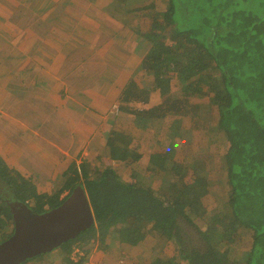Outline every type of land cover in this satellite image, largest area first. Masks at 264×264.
<instances>
[{
  "label": "trees",
  "instance_id": "trees-1",
  "mask_svg": "<svg viewBox=\"0 0 264 264\" xmlns=\"http://www.w3.org/2000/svg\"><path fill=\"white\" fill-rule=\"evenodd\" d=\"M133 6L128 5L137 13L124 20L134 19L138 34L150 42L142 65L161 99L144 107L154 89L132 80L119 100L133 115L169 124L146 168L149 174L163 171V184L152 186L131 169L142 152L133 144L135 135L117 127L107 138L109 159L94 166L87 160L70 163L54 193L40 191L32 176L0 155V243L14 231L8 199L43 213L81 185L96 222L60 246L68 249V264H78L70 257L75 247L85 253L81 263L92 240L106 248L121 222L123 239L156 240L153 250L167 258L159 255L151 264H264V0H151ZM203 100L218 111L213 126H199ZM193 124L200 137L206 135L202 149L218 133L226 138L219 165L227 182L223 196L212 195L214 170L201 172L194 155L177 157L175 139L197 129ZM121 166L129 173L120 172Z\"/></svg>",
  "mask_w": 264,
  "mask_h": 264
},
{
  "label": "crops",
  "instance_id": "crops-1",
  "mask_svg": "<svg viewBox=\"0 0 264 264\" xmlns=\"http://www.w3.org/2000/svg\"><path fill=\"white\" fill-rule=\"evenodd\" d=\"M86 1L90 5L80 11L75 7L80 4L82 9L83 0H76L67 10L54 0H0V119L31 130L46 182L54 177L59 180L72 159L92 161L90 147L98 151L96 145L101 147L102 141V151H108L107 161L111 129L131 131L135 135L133 144L140 141L144 146L146 142H158L169 128L163 119L125 111L119 100L132 80L140 87L149 89L151 85L154 89L144 107H152L161 99L160 90L142 65L150 42L138 34L134 19H130L132 23L124 20L135 11L128 5L151 0ZM85 12L98 25L82 21ZM84 25L93 31L88 37ZM91 35L92 40L88 39ZM130 117L142 124L146 121V125L136 124L137 131L132 126L124 127ZM32 119L36 126L31 124ZM151 121H161L162 125L155 131ZM43 128L47 132H40ZM81 139H88V146H82ZM148 165L149 161L146 168ZM142 174L152 182L146 172ZM143 242L151 250L156 240L146 236ZM104 257L96 256L99 264Z\"/></svg>",
  "mask_w": 264,
  "mask_h": 264
},
{
  "label": "rangeland",
  "instance_id": "rangeland-1",
  "mask_svg": "<svg viewBox=\"0 0 264 264\" xmlns=\"http://www.w3.org/2000/svg\"><path fill=\"white\" fill-rule=\"evenodd\" d=\"M71 1H72L71 3H68L67 0H59V1L54 0L56 4L59 3V6L64 8L65 10L71 9L73 7L72 5H74V3L76 2V0H71ZM83 1L85 5L82 8L83 10L81 9L80 4L76 5L75 7L76 10L84 11V9L88 8V6L90 5L89 2L86 0H83ZM89 1L92 3L95 0H89ZM49 2H51V0H49ZM81 5H82V2H81ZM157 6L162 7V8L164 7L163 4L160 3V1L158 2ZM114 7H117V5L115 4ZM82 19H83L82 21H85V22L88 21L89 24L94 25L93 23H96L98 25V23L95 22L94 19H92L90 16H88L86 12L82 14ZM84 26L86 27V25ZM65 27H67V25ZM87 30L88 31L84 30L86 37H88V35L92 34L93 32L91 29L87 28ZM93 36L94 35H91L90 38L88 39L92 40ZM137 79L140 80V78H137ZM175 83L176 81L174 80L173 85H176ZM200 105H201L200 114L202 116L201 117L202 120H200V122L198 121L199 126L202 127L204 124H207V126L209 125L213 126L216 123L217 117H218L217 109L213 107L207 100L201 101ZM0 116H2V111L0 112ZM35 119L31 120V124L33 125L35 124ZM7 123L9 122L2 121L0 119V155L7 161V163L10 166L22 171L23 173L27 175L32 176L34 182L36 183L40 191H46L49 193L56 192L63 185L61 183H64L66 179V177L64 176V173L61 172L62 174H60L59 180H57L56 177H54V180L51 179L50 182L48 180H47L48 182H46L42 177L43 176L42 170L44 171V169L41 166V164H43V161L41 160V158H39L41 154H38V152L40 153V150L38 151L34 148L35 142H34V137L32 135L31 130L30 129L27 130V128H24V127L23 128H20L18 126L14 127V124L11 121H10L11 126ZM38 124L40 125V123ZM136 124L139 126L141 125L145 126L146 121L142 124L138 121V119L136 120L135 117L133 118L130 117V118H127V123L124 125V127L127 128L128 126H132V128H134L135 131H137ZM150 124L152 126V129H154L155 131L159 127H161L160 126L161 121H160V124L159 122H154V121H151ZM184 125L187 128H190L191 122L189 120H186ZM194 125L195 124H193V127H195ZM199 126H197L196 124L195 128L197 129H194L193 131H190V132H185V136L183 138L175 139V147L178 151L177 157L180 160H182L187 155H194L200 159L199 165L202 169L201 172L207 171V173H209L208 169L214 170L210 173L211 180L213 179L212 184L210 186L212 195L223 196L227 192V182L224 176L222 175V173L219 171V165L221 162V156L226 152V149H227L226 138L223 134L218 133L216 135V142L211 145H207L205 146L204 149H202L200 146V143H203L204 145V142L207 138H206V135H204L203 137H200L202 133L196 132L199 129L198 128ZM41 131H46V130H44L43 128V129H40V132ZM145 131H147V129ZM194 134H195V137H194ZM45 135L49 136V134L47 133H45ZM188 136H190V139L188 138ZM183 139H189V140L187 142H183ZM80 143L84 147L86 145L88 146L87 144L88 139L87 140L81 139ZM103 144H104V141L101 142V147L99 146V144L96 145L97 147H99L98 151L95 150L96 147L94 146L90 147L92 148V151L89 157L92 158L93 160L92 161L87 160V161L92 166L102 164V162L107 158L106 156L108 155V151H102L105 148V145ZM135 146H137L138 149L142 152V158L137 163H134L131 169H133L136 172H141V173L146 172V174H148V177L152 179V182H151L152 186H155V187L161 186L165 178L164 172L156 171V172L149 174L147 173V169H146L147 163L149 161L148 156L158 148L157 142H149V143L146 142L145 145L142 146V143L139 141L137 143L135 142ZM100 156L102 157L101 160L99 158ZM74 160H76V163L80 164L83 159L82 160L72 159L67 163V166L71 163V161H74ZM66 168H63V169L65 170ZM119 171L124 173L126 172V168L121 166L119 168ZM65 194H67V191L63 193V195ZM214 206L215 204H212L210 208H213ZM122 224L123 222L119 223V226L113 229L115 236L113 237V234L111 232V235L109 236L107 243H106L107 245L106 248H101L99 246L98 241L92 240L91 243L87 246L90 248V252L89 254H87L85 259L83 260V263L85 262V263H91V264H99L96 258L97 255L105 256L104 262L101 261L102 264L103 263L104 264H118V261L121 258L125 260L127 264H151V262L154 261L155 258L157 257L159 258V255H160L159 252L153 249L151 250L148 249L150 248L149 247L150 245L144 244V242L140 238L139 240L135 238L131 239L128 237L127 239H123V237H121L120 235V231H121L120 226ZM128 230H130V228H128ZM155 244L156 243H154V245ZM154 245L152 247H154ZM243 249H247V248H243ZM67 251H68L67 248L59 247L55 249L54 251L34 257L33 259L29 261L28 264H68L65 260ZM84 256H85L84 251L80 250L78 247H75L70 257L75 263H78V261H80V259ZM160 257H162L163 259L167 258V256H165L164 254L160 255Z\"/></svg>",
  "mask_w": 264,
  "mask_h": 264
},
{
  "label": "water",
  "instance_id": "water-1",
  "mask_svg": "<svg viewBox=\"0 0 264 264\" xmlns=\"http://www.w3.org/2000/svg\"><path fill=\"white\" fill-rule=\"evenodd\" d=\"M8 204L14 219V231L0 243V264H22L54 251L96 222L89 197L81 185L58 207L43 213L33 211L19 200Z\"/></svg>",
  "mask_w": 264,
  "mask_h": 264
},
{
  "label": "built area",
  "instance_id": "built-area-1",
  "mask_svg": "<svg viewBox=\"0 0 264 264\" xmlns=\"http://www.w3.org/2000/svg\"><path fill=\"white\" fill-rule=\"evenodd\" d=\"M78 264H91V263H81L80 261H78ZM118 264H127L126 263V261L125 260H123L122 258L121 259H119V261H118Z\"/></svg>",
  "mask_w": 264,
  "mask_h": 264
},
{
  "label": "flooded vegetation",
  "instance_id": "flooded-vegetation-1",
  "mask_svg": "<svg viewBox=\"0 0 264 264\" xmlns=\"http://www.w3.org/2000/svg\"><path fill=\"white\" fill-rule=\"evenodd\" d=\"M8 201L10 202L11 200L8 199Z\"/></svg>",
  "mask_w": 264,
  "mask_h": 264
}]
</instances>
